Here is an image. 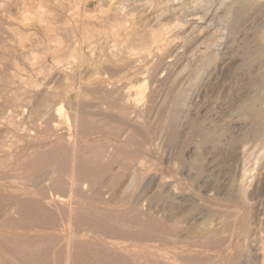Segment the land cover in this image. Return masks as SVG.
<instances>
[{"label":"rangeland","instance_id":"374dc122","mask_svg":"<svg viewBox=\"0 0 264 264\" xmlns=\"http://www.w3.org/2000/svg\"><path fill=\"white\" fill-rule=\"evenodd\" d=\"M164 1L0 0V264H264V0Z\"/></svg>","mask_w":264,"mask_h":264},{"label":"bare ground","instance_id":"6f19581e","mask_svg":"<svg viewBox=\"0 0 264 264\" xmlns=\"http://www.w3.org/2000/svg\"><path fill=\"white\" fill-rule=\"evenodd\" d=\"M210 1V0H209ZM118 2V1H117ZM120 2V1H119ZM151 2V1H150ZM241 2V4L239 6H237V4ZM261 2V0H221L220 2V7H219V10H218V13L219 15L221 16V19L223 20H226L227 22H229V19L231 18L232 15H234L235 13H237L238 11H243L245 12L243 9L245 8H248L249 6L253 5V4H257ZM210 3V2H209ZM208 3V4H209ZM205 0H165L163 5H161V7L159 6L158 4V7H156L153 11H154V15L155 16V20H164L166 17L168 18V16H175V15H180V16H183L188 18L187 16H194L195 14V11L196 13L199 12L198 10H202L204 9V5H205ZM207 4V6H209ZM211 4V3H210ZM147 5V4H146ZM125 6V5H124ZM138 6V5H136ZM154 7V6H153ZM207 9V8H206ZM205 9V10H206ZM252 9V8H251ZM151 10V9H149ZM207 11V10H206ZM241 11V12H242ZM212 12V11H211ZM242 12V13H243ZM216 13V14H218ZM240 13V12H238ZM241 13V14H242ZM143 15V14H142ZM196 16V15H195ZM235 17V16H234ZM214 18V17H213ZM220 18V17H219ZM218 18V19H219ZM237 18V17H236ZM216 19V18H215ZM171 20V19H170ZM192 20H194L192 18ZM151 21V20H150ZM218 21V20H217ZM195 22V20H194ZM198 22V21H197ZM223 22V21H222ZM225 22V21H224ZM220 23V22H219ZM222 24V23H221ZM226 24V23H225ZM228 25V24H226ZM165 27V26H164ZM186 28V27H185ZM156 29V28H155ZM225 29V28H224ZM166 30V28H165ZM218 31V30H217ZM116 32V31H114ZM140 32V31H139ZM166 32V31H165ZM91 33V32H90ZM223 33V32H222ZM121 34V33H120ZM209 34V33H208ZM212 34V33H210ZM166 36H167V33H166ZM164 36L165 38H160V37H156L155 38V42L154 43H157V44H166L170 41V37L169 36ZM187 36V35H186ZM212 37V36H211ZM193 38V37H192ZM191 38V39H192ZM221 39V38H220ZM238 40V39H237ZM201 42H205L204 41H201ZM263 42V47L260 48V49H257V51H255V53L253 54L255 56V59H259V58H262L264 57V40L262 41ZM205 44V43H204ZM221 45V44H220ZM215 46V45H214ZM161 48V47H160ZM195 50V48H194ZM234 51V50H233ZM101 52V51H100ZM99 53V52H98ZM190 53V52H189ZM252 55V54H251ZM232 57V56H231ZM234 57V58H233ZM232 58L229 57L228 60H230V64L231 65H239L237 64L239 61H240V58H236L234 55H233ZM252 57V56H251ZM173 59V58H172ZM224 59V58H223ZM256 59V60H257ZM212 60V59H211ZM210 60V61H211ZM222 60V59H221ZM225 60V59H224ZM212 61L213 63H210L208 65L211 66L212 64V67L210 68V71H209V78H213L214 77V74L216 71H218L219 67L220 66H223L224 63L226 62L225 61ZM247 60V59H246ZM171 61V60H170ZM206 62L208 61L205 60ZM208 61V62H210ZM102 62V60H101ZM197 62V61H196ZM252 62H255L252 61ZM258 62V61H257ZM261 64V63H260ZM203 65V64H202ZM207 65V66H208ZM241 65V64H240ZM89 66V65H88ZM202 67V66H201ZM205 67V66H204ZM202 67V68H204ZM200 68V67H199ZM221 68V67H220ZM227 68V67H226ZM239 68V67H238ZM87 69V68H86ZM182 70V69H181ZM198 70V69H197ZM205 70V69H204ZM202 71V70H200ZM203 72V71H202ZM206 72V71H205ZM208 72V70H207ZM198 76V74H196ZM205 76V75H204ZM203 77V76H202ZM249 77V75H248ZM250 78V77H249ZM200 79V77H199ZM208 79V77H207ZM252 79V78H251ZM202 80V79H200ZM203 80H205V77H203ZM202 80V81H203ZM210 80V79H209ZM199 81V80H198ZM252 80L249 81L248 84H252ZM257 82V80H255V83ZM254 83V84H255ZM253 84V85H254ZM258 84V83H257ZM255 86V85H254ZM246 90V89H245ZM243 90V89H238L236 94L234 95L238 100L239 102L241 103L240 105V111L242 110L243 112H245L246 114L252 116L253 118L255 119H258L261 117V114H262V111H261V106L259 105V99H251L250 98V90ZM255 90V89H254ZM250 91V92H249ZM250 93V94H249ZM190 98V97H189ZM176 102H178V100H176ZM175 102V103H176ZM179 103V102H178ZM238 103V102H237ZM177 104V103H176ZM184 105V104H183ZM218 106V105H217ZM205 107V106H204ZM185 109V108H184ZM178 117V111L176 110L173 114V118H172V121L174 122ZM251 117V119H252ZM254 120V119H253ZM199 132L204 136V140L206 141L210 135V132L209 130L207 131V129H204L203 127H199L198 128ZM256 131V130H255ZM217 137V136H216ZM255 157V156H254ZM202 159V158H201ZM198 161H199V158H198ZM201 162V161H200ZM196 163V162H195ZM199 163V162H198ZM262 164L264 165V157L262 159ZM201 165V163H200ZM200 167V166H199ZM200 169V168H199ZM261 170V169H260ZM201 171V170H200ZM251 178V181L249 180ZM262 184H264V171H260V172H257L256 174H254L252 177H247L244 175L242 181L237 185V189L238 191L242 192L243 189L246 188L247 185H249V188H259ZM247 191V190H246ZM239 193V192H238ZM248 194V192H247Z\"/></svg>","mask_w":264,"mask_h":264}]
</instances>
